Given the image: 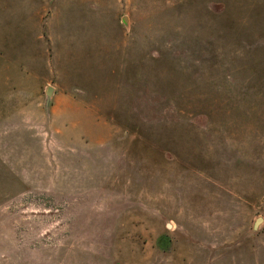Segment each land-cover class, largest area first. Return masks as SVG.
Wrapping results in <instances>:
<instances>
[{"label": "rangeland", "instance_id": "1", "mask_svg": "<svg viewBox=\"0 0 264 264\" xmlns=\"http://www.w3.org/2000/svg\"><path fill=\"white\" fill-rule=\"evenodd\" d=\"M119 7L0 105V264H264V0Z\"/></svg>", "mask_w": 264, "mask_h": 264}, {"label": "crops", "instance_id": "2", "mask_svg": "<svg viewBox=\"0 0 264 264\" xmlns=\"http://www.w3.org/2000/svg\"><path fill=\"white\" fill-rule=\"evenodd\" d=\"M105 12L118 18L119 0H0V105L14 104L17 110L30 100L34 88L19 73L37 83L48 56L82 55L88 41L102 44ZM36 90L40 94V84ZM67 94L69 101L76 99Z\"/></svg>", "mask_w": 264, "mask_h": 264}, {"label": "water", "instance_id": "3", "mask_svg": "<svg viewBox=\"0 0 264 264\" xmlns=\"http://www.w3.org/2000/svg\"><path fill=\"white\" fill-rule=\"evenodd\" d=\"M51 88L49 87V90H50ZM263 220V218H261V217H259L257 220H256V222H255V227L261 222Z\"/></svg>", "mask_w": 264, "mask_h": 264}]
</instances>
